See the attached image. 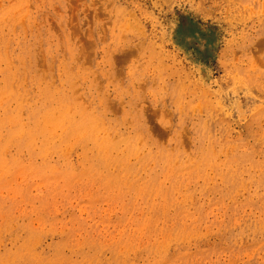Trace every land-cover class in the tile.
I'll return each instance as SVG.
<instances>
[{"label":"rangeland","instance_id":"1","mask_svg":"<svg viewBox=\"0 0 264 264\" xmlns=\"http://www.w3.org/2000/svg\"><path fill=\"white\" fill-rule=\"evenodd\" d=\"M0 264H264V0H0Z\"/></svg>","mask_w":264,"mask_h":264}]
</instances>
